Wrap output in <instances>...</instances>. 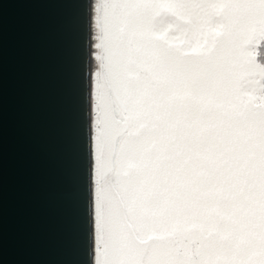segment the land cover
<instances>
[{
  "label": "snow or ice",
  "instance_id": "obj_1",
  "mask_svg": "<svg viewBox=\"0 0 264 264\" xmlns=\"http://www.w3.org/2000/svg\"><path fill=\"white\" fill-rule=\"evenodd\" d=\"M92 8L93 264H264V0Z\"/></svg>",
  "mask_w": 264,
  "mask_h": 264
},
{
  "label": "water",
  "instance_id": "obj_2",
  "mask_svg": "<svg viewBox=\"0 0 264 264\" xmlns=\"http://www.w3.org/2000/svg\"><path fill=\"white\" fill-rule=\"evenodd\" d=\"M89 2L0 0V264H93Z\"/></svg>",
  "mask_w": 264,
  "mask_h": 264
},
{
  "label": "bare ground",
  "instance_id": "obj_3",
  "mask_svg": "<svg viewBox=\"0 0 264 264\" xmlns=\"http://www.w3.org/2000/svg\"><path fill=\"white\" fill-rule=\"evenodd\" d=\"M98 0H90L89 2V9H90V23H89V39L90 42H92V44L95 43L96 41V24H95V16H94V10L92 8V4L93 3H97ZM88 79H89V87H90V91L92 90V92L94 94H92V96L90 95L89 101H90V153L92 156V166H93V162H94V153H95V72L93 71V69L90 70V73L88 74ZM93 224V221H92ZM94 243V237L92 234V245ZM93 255H95L96 259H99V254L98 251L96 253L93 252Z\"/></svg>",
  "mask_w": 264,
  "mask_h": 264
},
{
  "label": "rangeland",
  "instance_id": "obj_4",
  "mask_svg": "<svg viewBox=\"0 0 264 264\" xmlns=\"http://www.w3.org/2000/svg\"><path fill=\"white\" fill-rule=\"evenodd\" d=\"M260 52H261V56L259 57V60H260V59H261V60H264V46L261 47ZM263 63H264V61H263Z\"/></svg>",
  "mask_w": 264,
  "mask_h": 264
},
{
  "label": "trees",
  "instance_id": "obj_5",
  "mask_svg": "<svg viewBox=\"0 0 264 264\" xmlns=\"http://www.w3.org/2000/svg\"><path fill=\"white\" fill-rule=\"evenodd\" d=\"M263 46H264V45H262L261 47H263ZM260 50H261V48H260ZM263 61H264V60H261V59H260V62H261V63H263Z\"/></svg>",
  "mask_w": 264,
  "mask_h": 264
}]
</instances>
